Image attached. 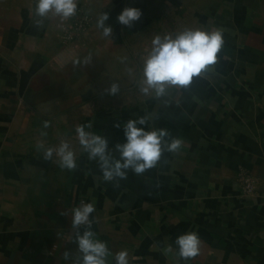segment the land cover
<instances>
[{"label":"crops","instance_id":"0c3cea01","mask_svg":"<svg viewBox=\"0 0 264 264\" xmlns=\"http://www.w3.org/2000/svg\"><path fill=\"white\" fill-rule=\"evenodd\" d=\"M77 7L94 24L64 45L66 20L49 15L36 27L35 0H0V264H73L71 212L61 213L81 201L95 206L91 230L113 253L108 264L124 249L130 264H264V0H111L95 12L78 0ZM125 7L143 13L130 28L117 22ZM103 12L119 54L103 83L129 81L115 96L87 88L92 57L85 75L86 49L87 58L106 59L107 38L96 26ZM197 28L223 32L212 70L168 96L141 94V57L152 39ZM122 54L134 62L129 79ZM142 116L150 117L145 130L167 129L181 149L165 151L142 175L129 170L127 179L104 181L75 126L91 123L86 130L106 137L118 156L123 125ZM62 140L76 155L75 170L62 169L58 157L45 161L37 147ZM239 169L255 181L252 195H243ZM189 231L201 252L184 261L175 239Z\"/></svg>","mask_w":264,"mask_h":264},{"label":"clouds","instance_id":"9594fccd","mask_svg":"<svg viewBox=\"0 0 264 264\" xmlns=\"http://www.w3.org/2000/svg\"><path fill=\"white\" fill-rule=\"evenodd\" d=\"M78 0H35L33 12L34 25L42 27L49 15L58 16L61 20H68L77 13ZM142 10L136 7H125L117 16V22L126 27H132L142 17ZM109 14L103 12L97 19V28L102 30L104 37L112 36V28L106 24ZM224 38L222 30L206 31L203 29H185L175 34L163 37L156 35L152 39L151 50L144 58L142 81L139 91L143 95H153L154 98L168 96L174 89L187 88L193 83L195 77L212 70L218 61V53L222 50ZM90 60L86 58L85 63ZM79 61H77L78 63ZM109 95L115 96L120 92V84L113 82L107 89ZM150 117L142 116L129 119L123 125L125 142L116 143L114 152L109 149V141L102 135L95 134L86 129L92 127L91 123L75 126L76 138L90 160L97 161L102 172V179L106 182L127 179V172L131 170L136 175L156 167L165 151L178 152L183 144L180 138L171 137L167 129L145 130ZM44 128L49 127L46 121ZM120 128V124L114 125ZM42 135H47L42 132ZM43 148V159L54 161L58 157L59 166L69 171L76 168V155L70 144L61 141L58 147ZM118 186V184H117ZM92 203L81 201L79 206L67 210L62 215L69 216L71 212V227L73 228V242L77 245L78 255L73 264H108V257L113 253L106 242L96 238L92 231L95 212ZM178 255L184 261L195 259L201 252L202 241L195 231L179 235L175 239ZM172 251V246L167 248ZM71 252H64V259L69 260ZM115 264H130L127 249L114 254Z\"/></svg>","mask_w":264,"mask_h":264},{"label":"rangeland","instance_id":"374dc122","mask_svg":"<svg viewBox=\"0 0 264 264\" xmlns=\"http://www.w3.org/2000/svg\"><path fill=\"white\" fill-rule=\"evenodd\" d=\"M19 1H23V0H19ZM109 1H111V0H81V3L85 6L87 11L95 12L99 9L104 8V6ZM11 8H13V7H11ZM66 21L68 23V20H66ZM77 36L78 35H75L74 40L70 43H67V44L74 43L76 41V39L78 38ZM105 42H107L106 43L107 49H106V59L104 61H101L100 55H98V53H96V52L94 54L89 55L90 58L92 57L91 62L89 64H90L91 72L92 71L94 72V74H92L94 78H91L89 80L90 84L87 88H89L92 91H97L100 93H108L107 89L110 87L111 84H104L103 82H105L107 80L110 81L109 79L112 80V78L114 76V67H115L114 61H115V59H117L119 57L118 50L114 49L115 44H113V42L111 40H109L108 38ZM136 44H137V46L145 45V37L141 38V41H138ZM121 56L124 58H127L126 60H122V63H123V68L126 69V77H128V79H129V75L133 74V72L130 68H131V66H133L134 62L130 63V60L132 58L130 57L129 54H122ZM86 58H87V49L85 50V60H86ZM141 59H142L141 60V63H142L144 60V57L142 56ZM87 66H88L87 63H85V75H86V77H87V73H86V69H87L86 67ZM102 69H104L103 73H101ZM97 78L99 79V81ZM123 78H124V76H123ZM123 82L129 83L128 80H123L122 83ZM122 83L120 85V91L121 90H127L129 88V86H126V84L123 85Z\"/></svg>","mask_w":264,"mask_h":264},{"label":"built area","instance_id":"2783aa9c","mask_svg":"<svg viewBox=\"0 0 264 264\" xmlns=\"http://www.w3.org/2000/svg\"><path fill=\"white\" fill-rule=\"evenodd\" d=\"M94 24V18L84 12L80 7H77V13L71 19H68V23L61 27V42L64 45L74 40L75 35H82L87 33ZM238 185L243 195H252L256 185L255 181L248 173L246 169L238 170Z\"/></svg>","mask_w":264,"mask_h":264}]
</instances>
